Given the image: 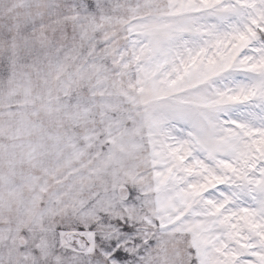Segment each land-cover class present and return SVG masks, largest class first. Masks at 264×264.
<instances>
[{
  "label": "snow or ice",
  "instance_id": "1",
  "mask_svg": "<svg viewBox=\"0 0 264 264\" xmlns=\"http://www.w3.org/2000/svg\"><path fill=\"white\" fill-rule=\"evenodd\" d=\"M0 264H264V0H0Z\"/></svg>",
  "mask_w": 264,
  "mask_h": 264
}]
</instances>
